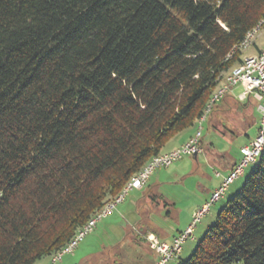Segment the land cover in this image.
<instances>
[{"label": "trees", "instance_id": "1", "mask_svg": "<svg viewBox=\"0 0 264 264\" xmlns=\"http://www.w3.org/2000/svg\"><path fill=\"white\" fill-rule=\"evenodd\" d=\"M263 17L264 0H0V264L62 249L196 127ZM234 193L177 264H264V151Z\"/></svg>", "mask_w": 264, "mask_h": 264}, {"label": "rangeland", "instance_id": "2", "mask_svg": "<svg viewBox=\"0 0 264 264\" xmlns=\"http://www.w3.org/2000/svg\"><path fill=\"white\" fill-rule=\"evenodd\" d=\"M258 39L260 44L263 36ZM248 53L247 49L243 55ZM238 92L240 90H233L215 104L202 123L200 141L203 153L196 158L185 155L167 168H157L147 181L148 186L141 191L129 192L123 203L99 220L75 250L56 264H155L157 255L149 249V235L169 241L177 229L183 231L190 223L188 219L193 207L208 199L220 180L215 172L225 175L226 166L232 161H240V149L249 143L248 139L256 136L259 123L257 102L252 96L248 102L235 101ZM258 162L259 158L247 165L219 201L210 206V211L194 229L195 238L182 246L179 258L186 259L191 255L219 209L241 187ZM49 258L45 256L35 264L46 263ZM177 263L178 259H175L167 264Z\"/></svg>", "mask_w": 264, "mask_h": 264}, {"label": "built area", "instance_id": "3", "mask_svg": "<svg viewBox=\"0 0 264 264\" xmlns=\"http://www.w3.org/2000/svg\"><path fill=\"white\" fill-rule=\"evenodd\" d=\"M244 40L236 46V48L242 52L251 48L257 38L263 36V44L256 54L243 56L242 63L227 73L223 74L221 83L217 89L211 95L208 103L206 104L201 117L197 121L195 133L186 140L183 145L173 150L160 153L150 158L139 171L125 183L121 192H119L114 198L104 204L98 212L91 217L87 223L84 224L76 234L71 237L70 241L59 251H56L49 258L47 264H56L66 254L72 253L77 247L79 242L93 231L96 223L112 213V210L123 203L125 196L132 190H140L146 186L151 174L157 168H167L171 166L176 160L182 156L191 155L197 156L203 153L200 139L202 136V123L207 119L208 114L211 113L215 104L220 102L228 94H231L233 90L240 88V92L235 95V101L246 102L249 97H253L257 102V113H259V123L256 136L250 139L249 143L243 146L239 153L241 159L238 161L228 174L221 175L216 171L215 176L220 177L219 185L213 189V192L209 193V198L191 214L190 223L187 227L176 234L171 242H165L158 239L155 235H149V249H152L157 255L155 264H167L169 260L178 259L182 253L183 245L187 240H193L194 229L201 219L210 211V206L215 204L224 195V192L234 182V179L239 178L244 168L250 163H255L260 157L262 151H264V17L248 32L245 33Z\"/></svg>", "mask_w": 264, "mask_h": 264}, {"label": "crops", "instance_id": "4", "mask_svg": "<svg viewBox=\"0 0 264 264\" xmlns=\"http://www.w3.org/2000/svg\"><path fill=\"white\" fill-rule=\"evenodd\" d=\"M260 36V35H259ZM259 38V37H258ZM257 38V40H256V42H255V44L251 47V48H249L248 49V55H252V54H256L257 53V51L261 48L260 46L263 44L262 42H260V44H259V42H258V39ZM236 90H240V88H237ZM229 95V94H228ZM249 98H251V97H249ZM248 101H249V99H248ZM247 101V102H248ZM193 128H195V127H193ZM192 127L191 128H188V129H186V130H184V131H182L181 133H179V134H177L175 137H173L169 142H167V145H166V147H165V149L163 150V152H167V151H170V150H173V149H175L176 147H178V146H180V145H183L184 143H185V141L186 140H188L193 134H194V131L196 130V128L195 129H193ZM250 141V139H248V142ZM247 142V143H248ZM238 161H232L229 165H227L226 167H227V170H226V174H228L229 173V171L231 170V168L233 167V165H235L236 163H237ZM225 174V175H226ZM218 179H221V178H219L218 177ZM219 183H220V180L216 183V185L213 187V189H215L218 185H219ZM148 184V183H147ZM146 184V186H148ZM143 189V188H142ZM142 189H140V190H136V191H141ZM213 189L211 190V192H213ZM210 192V193H211ZM207 200V199H206ZM205 200V201H206ZM204 201V202H205ZM203 202V203H204ZM203 203H201L200 205H202ZM200 205H198V206H200ZM197 209L198 207H197V205H196V207H193V209L191 210V213H190V215H189V219H191V214H192V212L195 210V209ZM188 219V220H189ZM187 220V221H188ZM181 230L182 229H180V230H178L177 229V231L175 232V234L173 233V234H171V236H170V240L169 241H167L166 239H164V238H160L159 236H158V238L161 240V241H165V242H171L172 240H173V238L174 237H176V234L177 233H179V232H181ZM41 260V259H40ZM154 260H156V258L154 259ZM153 260V261H154ZM48 262H44L43 264H47Z\"/></svg>", "mask_w": 264, "mask_h": 264}, {"label": "water", "instance_id": "5", "mask_svg": "<svg viewBox=\"0 0 264 264\" xmlns=\"http://www.w3.org/2000/svg\"><path fill=\"white\" fill-rule=\"evenodd\" d=\"M193 157H194V158H196V156H195V155H194Z\"/></svg>", "mask_w": 264, "mask_h": 264}]
</instances>
